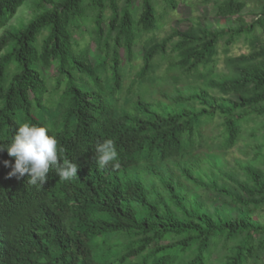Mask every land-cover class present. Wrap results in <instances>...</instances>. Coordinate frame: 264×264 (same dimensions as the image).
Masks as SVG:
<instances>
[{"label": "trees", "instance_id": "1", "mask_svg": "<svg viewBox=\"0 0 264 264\" xmlns=\"http://www.w3.org/2000/svg\"><path fill=\"white\" fill-rule=\"evenodd\" d=\"M26 1L0 0V28ZM154 2L31 0L30 19L0 34V146L21 124H36L79 165L71 180L50 170L45 184L30 185L27 174L8 177L14 158L0 150V264L260 263L264 220L253 213L264 207V152L237 168L213 152L231 149L264 117V0L249 22L246 0H207L232 24L149 36L138 67L135 42L158 28ZM83 23L94 50L73 38ZM240 40L246 52L232 54ZM219 47L222 77L211 79ZM159 58L167 65L155 75ZM188 78L201 80L186 95L139 93ZM105 139L118 169L96 162Z\"/></svg>", "mask_w": 264, "mask_h": 264}, {"label": "rangeland", "instance_id": "2", "mask_svg": "<svg viewBox=\"0 0 264 264\" xmlns=\"http://www.w3.org/2000/svg\"><path fill=\"white\" fill-rule=\"evenodd\" d=\"M175 1L177 6L174 9L165 7L161 0H156V2H154V10L158 20V28L149 34H143V36H141V38L135 42L133 46V63L138 65V67H140L142 63V60L139 59L142 56V45L144 44L143 41L149 36H152V38L154 37L156 41H160L166 35L170 34L173 29L185 30L188 26L195 23L206 25L210 29H218L220 27L229 26L232 24L231 18L217 16V14H215L211 9V3L207 2V0ZM257 1L258 0H246V6L243 11V19L245 22H249L253 17V12L256 11L257 7ZM140 2L141 0H135V4L139 5ZM118 5L120 7L122 5V1H118ZM33 12L34 10L31 0H27L18 9L14 17H12L0 28V34H2L7 29H13L21 26L28 19H30ZM107 13L108 11H106V14ZM90 32L91 25L88 23H83L80 29L73 33V38L79 40V44H77L78 47H84L87 45L91 50H94V43L92 41ZM167 49H170L169 45L167 46ZM243 52H246V46L241 40L232 46V54H240ZM218 56V68L215 70V72L211 73V79H219L222 77L221 73L223 72V54L221 47L218 48ZM96 57L102 59V57H99L98 55H95V58ZM159 59L156 61L158 68L155 75L160 73L167 65V60L165 58H163V60L160 59L161 61ZM137 70L138 68L134 72ZM50 74H52V70H50ZM175 74L176 72H173V75ZM132 79L133 77L130 76V78L126 81L125 86H128ZM199 82H196L193 78H188L185 80H179L177 83H171L169 84V87H166L162 81L156 80L155 82L150 83L148 86L146 85L140 88L139 93L143 92L144 94L142 95L145 99H154L157 97L162 99L163 95L166 94L165 92H168L167 89L169 88L171 90L170 92L172 93L178 91L182 95H186L190 89H193V87L199 85ZM133 87H135V84ZM217 95L220 94L217 93ZM220 121L221 119L219 117H215V131L217 130V126ZM263 123L264 117L250 120L243 127L242 133L235 146L227 151H221V153L218 151L213 153L217 156L218 160L227 162L232 168H237L238 164L251 163V157L253 156L254 152H264V132L261 131ZM207 129L210 130L209 127ZM256 166L260 167V164H257ZM239 177H242L241 174ZM219 181L222 182L221 180ZM204 198L205 195L200 197V199ZM210 206L213 207V204H210ZM253 219H258L259 221L264 220V207L260 210L259 214L253 213ZM261 258L262 259L259 264H264V254L261 256Z\"/></svg>", "mask_w": 264, "mask_h": 264}, {"label": "clouds", "instance_id": "3", "mask_svg": "<svg viewBox=\"0 0 264 264\" xmlns=\"http://www.w3.org/2000/svg\"><path fill=\"white\" fill-rule=\"evenodd\" d=\"M0 150H6L8 156L14 158L8 177L20 179L27 174L30 185L45 184L50 170H54L61 181L77 176L79 165L62 157L64 148L58 147V141L48 135L46 127L23 123L16 129L11 143L6 147L0 146ZM95 151L96 162L101 168L108 164H112L113 169L120 167L112 139L97 143ZM3 163L8 166V161Z\"/></svg>", "mask_w": 264, "mask_h": 264}]
</instances>
